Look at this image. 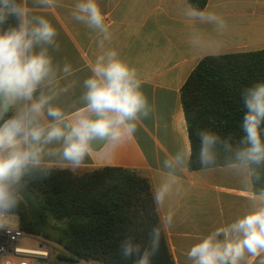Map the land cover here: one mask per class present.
I'll return each instance as SVG.
<instances>
[{
  "label": "clouds",
  "instance_id": "obj_1",
  "mask_svg": "<svg viewBox=\"0 0 264 264\" xmlns=\"http://www.w3.org/2000/svg\"><path fill=\"white\" fill-rule=\"evenodd\" d=\"M47 9L59 0H35ZM73 18L101 34L99 46L111 39V23L106 21L98 0H76ZM183 15L189 21L212 25L218 33L228 29L227 21L214 11L185 4ZM15 19L16 24H9ZM5 25H8L6 28ZM57 30L43 16L34 15L27 0H0V229L10 230L15 210L23 201L22 179L33 171L53 168L76 171L99 153L111 160L118 149L132 140L142 118L154 108L143 90L138 69L121 57L115 48L96 56L88 66L89 75L76 79L78 69L70 63L54 62L49 46L55 45ZM194 46L200 43L193 33ZM37 48L39 50L37 51ZM77 86L81 91L74 106L59 101ZM242 135L233 144L211 129L198 136V161L202 168L216 165L227 153L225 167L241 176L250 190L261 181L264 168V82L241 93ZM187 142L163 163L167 170L152 190L157 210L180 191L183 170L194 154L191 129ZM99 144L103 151L95 147ZM254 202L248 211L232 222L221 224L203 235L187 251L191 264H264V189L242 191ZM174 225L169 208L153 227L148 246L126 236L119 245L122 259L133 264H152L159 252L162 229Z\"/></svg>",
  "mask_w": 264,
  "mask_h": 264
},
{
  "label": "crops",
  "instance_id": "obj_2",
  "mask_svg": "<svg viewBox=\"0 0 264 264\" xmlns=\"http://www.w3.org/2000/svg\"><path fill=\"white\" fill-rule=\"evenodd\" d=\"M75 2L59 0L56 7L47 9L27 0L33 14L45 17L57 30L55 45L48 48L54 62L61 66L70 63L79 70L75 78L82 82L96 56L115 48L138 69L154 111L142 118L134 138L118 149L113 159L101 160L98 153L86 167L74 172L108 166L131 168L147 177L154 189L167 171L164 161L187 142L183 85L206 56L264 49V0H208L204 9L228 23L223 33L212 25L189 21L183 15L185 4L190 5L187 0H98L112 25L111 39L104 41L103 48L99 46L102 35L73 18ZM194 32L200 36L198 46L192 43ZM80 91L77 86L59 102L74 106ZM95 147L103 151L99 144ZM177 175L180 191L158 211L160 218L169 208L174 211V225L165 230L174 261L191 264L186 254L199 238L253 210L252 199L242 195L253 188L249 190L243 178L225 166L191 170L188 163Z\"/></svg>",
  "mask_w": 264,
  "mask_h": 264
},
{
  "label": "trees",
  "instance_id": "obj_3",
  "mask_svg": "<svg viewBox=\"0 0 264 264\" xmlns=\"http://www.w3.org/2000/svg\"><path fill=\"white\" fill-rule=\"evenodd\" d=\"M187 1L202 10L208 3ZM9 24L15 25V19ZM258 82H264V49L209 55L192 71L181 89L194 147L191 170L204 169L198 161L197 136L202 129L216 131L233 144L238 142L242 135L241 93ZM227 157V153H221L217 164L209 168L225 166ZM260 171L262 180L254 181L253 186L257 193L264 189V168ZM22 184L36 194L43 211L34 215L23 200L14 215L23 231L65 250L57 252L51 264H133L135 257L121 258L119 245L126 236H133L134 242L148 246L152 228L160 224L159 211L152 201L153 185L135 169L108 166L76 173L53 168L29 173ZM152 264H176L164 229Z\"/></svg>",
  "mask_w": 264,
  "mask_h": 264
},
{
  "label": "built area",
  "instance_id": "obj_4",
  "mask_svg": "<svg viewBox=\"0 0 264 264\" xmlns=\"http://www.w3.org/2000/svg\"><path fill=\"white\" fill-rule=\"evenodd\" d=\"M50 242L23 231L14 215L10 230L0 229V264H51Z\"/></svg>",
  "mask_w": 264,
  "mask_h": 264
},
{
  "label": "water",
  "instance_id": "obj_5",
  "mask_svg": "<svg viewBox=\"0 0 264 264\" xmlns=\"http://www.w3.org/2000/svg\"><path fill=\"white\" fill-rule=\"evenodd\" d=\"M22 196L27 207L34 215H39L43 211V206L40 204L38 197L26 184H23Z\"/></svg>",
  "mask_w": 264,
  "mask_h": 264
},
{
  "label": "rangeland",
  "instance_id": "obj_6",
  "mask_svg": "<svg viewBox=\"0 0 264 264\" xmlns=\"http://www.w3.org/2000/svg\"><path fill=\"white\" fill-rule=\"evenodd\" d=\"M50 245H51V249H52V259H51V263L54 261L55 259V254L57 252H65V250L59 246V245H56L52 242H50ZM63 264H66V263H63ZM75 264H99V263H91V262H86V261H80L78 263H75Z\"/></svg>",
  "mask_w": 264,
  "mask_h": 264
}]
</instances>
